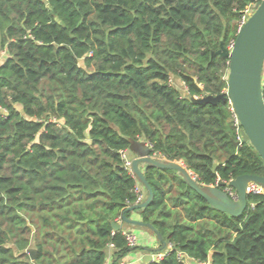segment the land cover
I'll list each match as a JSON object with an SVG mask.
<instances>
[{
	"label": "trees",
	"instance_id": "trees-1",
	"mask_svg": "<svg viewBox=\"0 0 264 264\" xmlns=\"http://www.w3.org/2000/svg\"><path fill=\"white\" fill-rule=\"evenodd\" d=\"M262 1L0 0V264H105L110 244L112 264L125 257L111 223L137 201L121 152L139 141L206 186L264 177L229 100H193L228 89L217 52ZM143 171L154 197L136 212L172 246L148 264H264V196L235 218L178 172Z\"/></svg>",
	"mask_w": 264,
	"mask_h": 264
},
{
	"label": "water",
	"instance_id": "water-1",
	"mask_svg": "<svg viewBox=\"0 0 264 264\" xmlns=\"http://www.w3.org/2000/svg\"><path fill=\"white\" fill-rule=\"evenodd\" d=\"M217 54L229 59L228 89L218 96L207 95L201 99L193 97V100L203 105L229 100L244 129V142L250 143L264 161V0L256 4L254 13L239 29L233 49L229 50L222 44ZM234 144L238 146V142L235 141ZM130 152L134 156L131 173L137 184L145 189L146 197L143 202L129 206L128 212L148 207L154 197V192L140 167L143 164L160 170L178 172L188 186L204 198L212 208L235 218L242 217L248 207V183L252 181L264 187V177L249 174L240 175L230 182L231 187L238 195V200L234 201L218 187L219 185L224 187V182L215 186L199 183L195 175L183 163L155 157L152 148L144 141L133 143ZM216 168L217 164L213 166V170L215 171ZM122 222L150 229L160 242V246L157 248H143L147 252L144 257L145 264L153 262L152 253L166 249L167 244L164 238L153 225L144 223L141 219L129 218L125 213L122 215ZM111 224L113 231L122 230L121 223L112 222ZM29 253L31 259L34 260L36 252L31 250Z\"/></svg>",
	"mask_w": 264,
	"mask_h": 264
},
{
	"label": "built area",
	"instance_id": "built-area-1",
	"mask_svg": "<svg viewBox=\"0 0 264 264\" xmlns=\"http://www.w3.org/2000/svg\"><path fill=\"white\" fill-rule=\"evenodd\" d=\"M255 6L256 5H250L242 14L240 21H239V29L248 21V19L250 18V16L254 13L255 11ZM235 44V40L231 42V44L229 45V50H232ZM229 105H230V111H231V118L235 127V133H236V142H238V146H241L244 142V129L238 119L237 114L235 113L233 106L231 104V102L229 101ZM149 147H151L149 144H147ZM122 155V159L125 163V167L131 172V163H132V159L129 156V152L127 150L122 151L121 152ZM153 155L155 157H158L160 159H165L164 157L157 155L153 152ZM132 174V173H131ZM232 180L228 181V182H224L225 186H224V191L230 196V198L234 201L238 200V195L237 192L235 191L234 188L231 187L230 182ZM222 181H218L216 185H219V183ZM213 186V185H212ZM136 192L138 194L137 197V201L135 204H139L141 202L144 201L145 199V193L142 190V186H140L139 184H137L136 187ZM247 193L249 196L253 195V196H257V195H262L264 196V187L261 186L260 184L256 183V182H249L247 185ZM134 204V205H135ZM252 207H254V205H251ZM122 220H119L118 223H120ZM115 232V231H114ZM123 234L126 236L127 239V244L128 247L135 248L137 245V238L134 234H132L131 232H127L124 231ZM170 250L172 249V247H169ZM113 252H114V245L110 244L108 246V254H107V258H106V262L105 264H112V260H113ZM168 252L165 253H153L152 254V260L153 262L156 261H161L163 260L166 256H167ZM121 264H131V263H125L122 262Z\"/></svg>",
	"mask_w": 264,
	"mask_h": 264
},
{
	"label": "crops",
	"instance_id": "crops-1",
	"mask_svg": "<svg viewBox=\"0 0 264 264\" xmlns=\"http://www.w3.org/2000/svg\"><path fill=\"white\" fill-rule=\"evenodd\" d=\"M129 156L131 159L134 158L133 154L129 152ZM142 170H144L145 166H140ZM144 191V189L142 188ZM146 196V191H144ZM129 218L132 219H141L139 212H132L129 216ZM121 227L123 231L131 232L132 234L136 233V238L138 239L137 245L134 248L133 254L129 253L125 257H123L122 262L125 263H131V264H145L144 257L147 254V252L143 249L144 247H151V248H157L160 246L159 241L157 240L156 236L146 229L145 227H138L129 225L126 223H123L122 221ZM137 249V250H136ZM153 254V253H152Z\"/></svg>",
	"mask_w": 264,
	"mask_h": 264
},
{
	"label": "rangeland",
	"instance_id": "rangeland-1",
	"mask_svg": "<svg viewBox=\"0 0 264 264\" xmlns=\"http://www.w3.org/2000/svg\"><path fill=\"white\" fill-rule=\"evenodd\" d=\"M177 85L179 86V87H183V85L180 83V82H177ZM178 162H181V161H178ZM182 163V162H181ZM144 165V164H143ZM144 166H146V165H144ZM135 235H136V233H134ZM154 234V233H153ZM155 235V234H154ZM156 236V235H155ZM137 242H138V239H137ZM159 244H160V242H159ZM171 245H167L166 246V249L165 250H163V251H161L160 253H165V252H168L169 253V251H170V247ZM172 247V246H171ZM137 250V249H136ZM133 250L132 251H130L129 253H131V254H133ZM128 253V254H129ZM159 253V252H158ZM122 259L123 258H120L118 261H117V264H121L122 263Z\"/></svg>",
	"mask_w": 264,
	"mask_h": 264
}]
</instances>
